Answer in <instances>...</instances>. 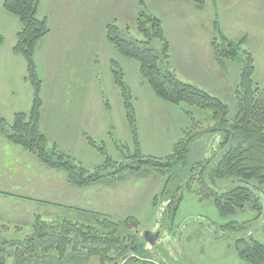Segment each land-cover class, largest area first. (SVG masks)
<instances>
[{"label":"rangeland","instance_id":"obj_1","mask_svg":"<svg viewBox=\"0 0 264 264\" xmlns=\"http://www.w3.org/2000/svg\"><path fill=\"white\" fill-rule=\"evenodd\" d=\"M177 1L189 3L192 10H179L180 15L177 16L178 8L170 6L166 0L40 2L37 17L47 18L50 33L39 38L34 54L38 73L42 78L43 104L39 128L46 134L48 145L56 144L59 150L68 153L76 163L80 162L89 170L101 165L106 155L87 144L85 134L98 144L103 140L108 154L117 161L122 158L116 143H128L129 150H133L120 88L115 84L111 71L114 65L112 61L121 67L123 80L129 86L135 107L140 148L145 155L150 154L159 159L170 155L174 143L185 132L183 129L192 126V116L188 114L190 111L197 120L203 121L200 128L213 126L212 116L208 111L191 108L183 103H167L154 95L150 85L138 72V61L120 54L107 39V25L112 23L117 27L119 37L140 42L146 40L135 26L142 10L160 18L164 36L167 37L169 48L171 45L172 55L177 62L176 66L172 65L174 61L170 48V69L175 71L177 78L218 96L229 107V119L234 118V90L240 82L243 56L220 62L213 55L209 42L218 35L215 24L222 34L234 41L245 37L242 47L254 57V82L262 86L264 0H206L200 14L193 10L195 4L192 1ZM1 13L10 18L16 17L2 7V0L0 30L4 32L3 43L5 46L11 43L13 45L16 37L11 30V22L4 20L6 17L3 18ZM6 22L9 23L8 26ZM147 28L150 25L147 24ZM149 43L153 48H159L158 39ZM18 57L24 63L22 56ZM26 82L29 86L28 81ZM6 87L11 88V85ZM15 88L18 90L17 99H21L19 83L15 84ZM20 101H12L13 107L21 109L23 105ZM13 114L5 117V120L11 121ZM184 126L186 127L183 128ZM109 129L115 139L108 136ZM218 141V134H200L193 145L192 158L209 156ZM12 148L25 151L0 136V157L6 159L5 167L9 164L7 168L10 167L13 176V181H10L12 191L49 203L40 205L29 202L26 198H13V194L10 197L0 195V239L23 241L31 233L30 224L32 214L35 213L44 219H50L56 214L80 221L90 219L85 214L74 212L72 208H64L70 204L105 213L114 220L133 215L140 223L139 235L158 224L161 237L165 238L161 241L159 239L156 244L155 249L159 252L154 258L163 264H248L240 257L236 248L242 247L244 243L237 240L253 239L264 244V208L258 215L257 210L251 209L247 203L242 212L220 215L212 200H200L185 189L187 177L182 170L175 171L173 190L164 195L170 198L175 187H181L183 199L177 213L172 216L168 211L159 216V209L170 200L160 197L167 174L151 173L152 170L145 175L124 171L125 179L114 185L103 183L77 189L67 183L63 171L48 169L25 151L26 157L33 158L34 163L41 165V169H38V166L31 163V159L21 157V152H12ZM126 160L125 162H129ZM2 164L0 160V169ZM1 173L3 172L0 171V180L6 182L7 178L1 176ZM237 182L239 178L232 177L216 181L215 187L225 189ZM249 184L253 187L257 185L255 181H250ZM2 185H5L4 188L8 187L6 183ZM260 193L264 202V186ZM254 194L258 195L256 191ZM154 197L157 199L155 204ZM239 225H242L241 228ZM162 240L174 247L175 255L165 254ZM6 264H12V260L8 258ZM88 264H99V260L91 258Z\"/></svg>","mask_w":264,"mask_h":264},{"label":"trees","instance_id":"obj_2","mask_svg":"<svg viewBox=\"0 0 264 264\" xmlns=\"http://www.w3.org/2000/svg\"><path fill=\"white\" fill-rule=\"evenodd\" d=\"M41 1L2 2L3 8L15 15L20 22L12 52L21 55L25 61V79L32 89V101L27 112L18 111L11 121H6L0 114L1 136L33 155L48 169L63 171L67 182L77 189L103 183L114 185L115 182L125 179L124 171L145 175L152 170L151 173L167 174L160 194L162 199H167L168 197L164 195L173 190L175 171L182 170L187 177L185 189L200 200H212L220 215L242 212L247 203L251 209L257 210L258 215L263 211L264 202L260 189L264 186V84L259 86L254 82L253 74L256 67L254 57L242 47L245 37L234 41L222 34L215 24L214 28L218 35L209 43L213 55L220 62L226 59L236 60L243 56L240 82L234 90L235 116L230 120L229 107L218 96L195 84L178 79L175 71L170 69L169 43L158 16L147 14L145 10L139 12L135 26L146 37L143 42L119 37L117 27L109 23L107 39L120 54L138 61V72L150 85L154 95L167 103L175 105L183 103L191 108L208 111L214 124L207 129L200 128L203 121L197 120L190 111L188 114L192 116V126L183 129L185 132L174 143L170 155L160 159L150 154L145 155L140 148L135 107L129 86L123 80L124 73L121 67L112 61L114 65L111 71L115 84L120 88L122 108L133 150H129L128 143L115 142L122 158L117 161L108 154L103 140L98 144L91 136L85 134L87 144H91L99 153L106 155L101 165L89 170L80 162L76 163L68 153L59 150L56 144L48 145L46 134L39 128L43 104L42 78L35 63L34 51L39 38L50 33L47 18L37 17ZM189 1L200 9L206 0ZM147 24L150 28H147ZM155 39L160 43L159 48H153L149 43ZM3 41L0 34V45L4 44ZM110 130L108 136L113 139ZM208 133L218 134L220 141L209 156L193 159L192 148L198 136ZM125 148L127 150H123ZM126 159L129 162H125ZM232 177L239 178V182L225 189L215 187L216 181ZM250 181H255L257 185L251 186ZM254 191L258 195L254 194ZM155 198L154 204L157 200ZM168 199L170 200L163 214L170 211L174 216L183 199L181 187H175ZM39 203L46 205L49 202L40 200ZM64 208H72L74 212L85 214L90 219L80 221L61 214L44 219L38 213L32 214L31 233L23 241L0 239V264H6L8 258L12 260V264H88L90 259L95 257L100 264H163L154 258L156 251L159 250L146 248L143 237L139 235V220L135 216L128 215L122 220H114L105 213L82 207L69 205ZM241 226L239 225L240 228ZM237 241L244 243L242 247L236 248L245 262L264 264L263 243L253 239L246 241L244 238ZM161 244L164 249V244L162 242Z\"/></svg>","mask_w":264,"mask_h":264},{"label":"crops","instance_id":"obj_3","mask_svg":"<svg viewBox=\"0 0 264 264\" xmlns=\"http://www.w3.org/2000/svg\"><path fill=\"white\" fill-rule=\"evenodd\" d=\"M166 1H168L167 3L170 6L174 5L175 6L174 8H178L177 16L180 15V11L182 9H187V10L189 9V11L192 10V7L189 5V3L188 4H186V3H180L181 1H177V0H166ZM2 2H3V0H2ZM203 8L198 9L194 5L193 10L196 11V12L198 11L197 13L200 14V12L203 10ZM1 15H2L3 18L6 17L4 20H6L7 22L8 21L11 22L10 23L11 24V30L14 31V34H15V37H16V34H17L18 30L20 29L19 19H17V17L10 18V16H7V14H2L1 13ZM7 22H6V24L8 26L9 23H7ZM0 34H2L3 37H4V32H2L1 30H0ZM13 45H12V43L10 45H8V46H5V44L0 45V114L4 118L7 117L10 114L12 115V113H14V114L17 113L18 111H24V110H27V109L29 110L30 105H31V101H32L31 100V97H32V89H31L30 85L28 86V84H27V82L25 80V75H24V73L26 74L25 61L23 63V61L21 59H19V57H18L19 54L17 55V54H14L12 52ZM170 48H171V45H170ZM171 58L174 61L172 65L173 66H176L177 65V62H176V60L174 59V57L172 55V48H171ZM17 83H19V88L21 89L20 92H22L21 93V99L20 98L17 99V97H18V90L15 88V84H17ZM8 85H11V88H7L6 86H8ZM20 100L22 101L23 107L21 109H19L18 107H13L12 101L17 102V101H20ZM185 127L186 126H184L183 128H185ZM0 136H1V134H0ZM1 137L3 139L7 140L3 136H1ZM11 151L12 152L18 151V153L21 152V157H26L25 156V154H26L25 151H21V149L19 150V148H12ZM26 158L31 159L30 160L31 163H33L35 167L38 166V169L39 168L41 169V165L34 163L35 161L32 160L33 158H30V157H26ZM0 160H2V163H3L2 166H1L2 169H0V171L3 172V173H1V176H3V177L5 176V178H7L6 182H3L2 180H0V187H1L0 188V195H3V196L5 195V197H10V194H13V198L14 197L21 198L22 196H25V197L31 198V200L28 199L29 202L33 201V202H36V204H40L39 201L41 199H38L37 197L34 198L32 196H27V195L20 194L18 192H13L12 191V187H11V182L10 181H13V178H12L13 176H11L10 169H9L10 167L7 168L9 166V164L5 167L4 166V162H5L6 159H2L0 157ZM10 163L13 164V162H10ZM11 169L14 172H16L13 168H11ZM48 174H55V173H48ZM8 178H11V179L8 180ZM51 181H53V180H51ZM3 183H6L8 185V187L6 186L4 188L3 186H5V185H2ZM22 199H25V198L22 197ZM41 201H46V200H41ZM57 203H59V202H57ZM40 205H44V204H40ZM163 244H164V249H165L164 251L168 255H175L176 254L175 253V249H174L173 246L165 245V243H163ZM154 248H156V246ZM157 253H158V251H156V255H157Z\"/></svg>","mask_w":264,"mask_h":264},{"label":"water","instance_id":"obj_4","mask_svg":"<svg viewBox=\"0 0 264 264\" xmlns=\"http://www.w3.org/2000/svg\"><path fill=\"white\" fill-rule=\"evenodd\" d=\"M165 206L166 205L162 206L159 209V216L162 215ZM140 235L144 239L146 248L152 250L155 247V245L158 243L161 235L158 224L154 225V227L151 230L141 232Z\"/></svg>","mask_w":264,"mask_h":264},{"label":"flooded vegetation","instance_id":"obj_5","mask_svg":"<svg viewBox=\"0 0 264 264\" xmlns=\"http://www.w3.org/2000/svg\"><path fill=\"white\" fill-rule=\"evenodd\" d=\"M159 231H160V228H159ZM160 234H161V231H160ZM163 238H165V237H163ZM163 238H162L161 235H160V241H161V239H163ZM162 243H165V245L171 246V245H169L168 241H166V240H162ZM166 243H167V244H166Z\"/></svg>","mask_w":264,"mask_h":264}]
</instances>
